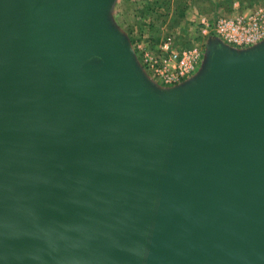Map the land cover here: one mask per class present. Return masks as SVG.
Segmentation results:
<instances>
[{"label": "water", "instance_id": "obj_1", "mask_svg": "<svg viewBox=\"0 0 264 264\" xmlns=\"http://www.w3.org/2000/svg\"><path fill=\"white\" fill-rule=\"evenodd\" d=\"M115 0H0V264H264V41L161 88Z\"/></svg>", "mask_w": 264, "mask_h": 264}, {"label": "rangeland", "instance_id": "obj_2", "mask_svg": "<svg viewBox=\"0 0 264 264\" xmlns=\"http://www.w3.org/2000/svg\"><path fill=\"white\" fill-rule=\"evenodd\" d=\"M261 4L264 0H115L110 20L127 38L140 65L142 51L155 52L162 41H171L174 48L200 46L201 17L233 16ZM204 57L205 50L201 65Z\"/></svg>", "mask_w": 264, "mask_h": 264}, {"label": "built area", "instance_id": "obj_3", "mask_svg": "<svg viewBox=\"0 0 264 264\" xmlns=\"http://www.w3.org/2000/svg\"><path fill=\"white\" fill-rule=\"evenodd\" d=\"M199 33L202 37L200 46L174 48L171 41L166 40L156 47L155 52L143 50L140 66L148 78L161 88H173L190 80L199 70L206 40L216 39L238 51L262 43L264 4L233 16H203L199 21Z\"/></svg>", "mask_w": 264, "mask_h": 264}]
</instances>
